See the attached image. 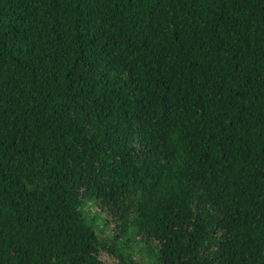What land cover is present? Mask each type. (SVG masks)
<instances>
[{
    "label": "trees",
    "instance_id": "1",
    "mask_svg": "<svg viewBox=\"0 0 264 264\" xmlns=\"http://www.w3.org/2000/svg\"><path fill=\"white\" fill-rule=\"evenodd\" d=\"M0 264H264V0H0Z\"/></svg>",
    "mask_w": 264,
    "mask_h": 264
}]
</instances>
